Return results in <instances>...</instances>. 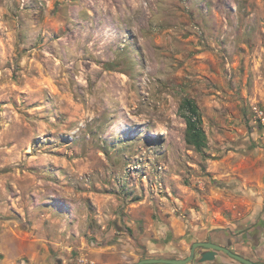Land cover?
Returning a JSON list of instances; mask_svg holds the SVG:
<instances>
[{"label": "rangeland", "instance_id": "obj_1", "mask_svg": "<svg viewBox=\"0 0 264 264\" xmlns=\"http://www.w3.org/2000/svg\"><path fill=\"white\" fill-rule=\"evenodd\" d=\"M187 97L202 150L185 139ZM257 108L264 0H0L4 213L54 207L61 233L96 245L198 224L223 203L220 171L264 150Z\"/></svg>", "mask_w": 264, "mask_h": 264}, {"label": "crops", "instance_id": "obj_2", "mask_svg": "<svg viewBox=\"0 0 264 264\" xmlns=\"http://www.w3.org/2000/svg\"><path fill=\"white\" fill-rule=\"evenodd\" d=\"M252 135L264 140V132ZM248 148L252 154L250 164L233 172L235 175L225 171L218 174L223 187L213 192L219 194L223 203L198 224L171 216L164 223L136 230L134 227L132 235L123 234L110 243L96 245L61 233L59 212L54 207H36L25 216L0 211V264H75V255L81 252L93 264H134L144 258L181 259L190 254L194 242L209 239L231 243L232 251L264 264V150L256 142ZM204 251L197 249L196 260L188 264H220L200 263L198 259ZM221 256L224 264H240Z\"/></svg>", "mask_w": 264, "mask_h": 264}, {"label": "water", "instance_id": "obj_3", "mask_svg": "<svg viewBox=\"0 0 264 264\" xmlns=\"http://www.w3.org/2000/svg\"><path fill=\"white\" fill-rule=\"evenodd\" d=\"M231 243H218L209 239L208 241H196L192 244L190 254L186 258L171 259V258H144L134 264H188L196 260L197 249H206L201 253L198 261L200 263L208 261H216L220 264H224L222 256L227 257L239 262L240 264H258L256 261L249 257H246L240 253H236L230 249Z\"/></svg>", "mask_w": 264, "mask_h": 264}, {"label": "trees", "instance_id": "obj_4", "mask_svg": "<svg viewBox=\"0 0 264 264\" xmlns=\"http://www.w3.org/2000/svg\"><path fill=\"white\" fill-rule=\"evenodd\" d=\"M186 121L185 139L189 145L197 150H202L208 146V138L203 127V116L195 99L187 97L181 103Z\"/></svg>", "mask_w": 264, "mask_h": 264}, {"label": "built area", "instance_id": "obj_5", "mask_svg": "<svg viewBox=\"0 0 264 264\" xmlns=\"http://www.w3.org/2000/svg\"><path fill=\"white\" fill-rule=\"evenodd\" d=\"M256 118L259 121V123L264 127V109L257 108ZM74 259H75V264H93V261L84 252L77 253Z\"/></svg>", "mask_w": 264, "mask_h": 264}]
</instances>
